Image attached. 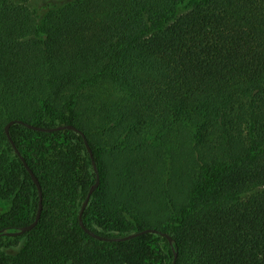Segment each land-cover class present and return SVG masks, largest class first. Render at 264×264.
Wrapping results in <instances>:
<instances>
[{
	"label": "trees",
	"instance_id": "trees-1",
	"mask_svg": "<svg viewBox=\"0 0 264 264\" xmlns=\"http://www.w3.org/2000/svg\"><path fill=\"white\" fill-rule=\"evenodd\" d=\"M0 0V264H264V0ZM173 238V245L162 233ZM16 255L2 247H18ZM176 254V255H175Z\"/></svg>",
	"mask_w": 264,
	"mask_h": 264
},
{
	"label": "water",
	"instance_id": "water-1",
	"mask_svg": "<svg viewBox=\"0 0 264 264\" xmlns=\"http://www.w3.org/2000/svg\"><path fill=\"white\" fill-rule=\"evenodd\" d=\"M16 122H19V123H23L24 125H26L28 128H31L33 130H38V131H47V132H52V131H56V130H65V129H71V130H74V131H77L79 133H81L85 139V143L87 145V148L92 156V159H93V154H92V150L88 144V141L87 139L85 138V135L83 132H81L77 127H75L74 125H59L57 127H52V128H46V127H39V126H35L33 124H29V123H26V122H23V121H15V120H11L5 127V131H6V134L7 136L9 137V140L11 142V144L13 145L14 149H15V152L17 155L20 156V158L24 161V165L25 167L28 169L29 173L31 174L32 176V179L34 181V183L36 184L37 188H38V191H39V209H38V213H37V216L35 218V220L29 224V225H26V226H23L21 227L19 230L17 231H13V232H7V231H4V230H1L0 231V234L3 233V234H7L9 236H16V235H21L29 230H31L32 228H34L38 221H39V218L41 216V212H42V208H43V196H42V189H41V185L39 183V180L37 179L36 175L34 174V172L30 169V167L27 165V163L25 162L23 156L20 154L18 148L16 147L14 141L12 140L11 136H10V127L11 125H13L14 123ZM93 163H94V167H95V171L97 173V181L96 183L90 188L87 196H86V199L83 203V206L81 208V211H80V214H79V219H80V225L89 233L91 234L93 237L97 238V239H100V240H108V241H125V240H129V239H132L134 237H137V236H140L142 234H145V233H151V232H154V233H158V231L156 229H145L143 231H139V232H135V233H130V234H127V235H123V236H117V237H107V236H104V235H100V234H97L95 232H93L91 229L87 228L83 222V212L85 210V208L87 207L88 205V202L92 196V193L94 192V190L97 188L98 184H99V174H98V168L95 164V161L93 159ZM165 237L168 238L169 242L171 245H173V238L170 234L166 233V232H163L162 233ZM176 255V254H175ZM175 264V263H173Z\"/></svg>",
	"mask_w": 264,
	"mask_h": 264
},
{
	"label": "rangeland",
	"instance_id": "rangeland-1",
	"mask_svg": "<svg viewBox=\"0 0 264 264\" xmlns=\"http://www.w3.org/2000/svg\"><path fill=\"white\" fill-rule=\"evenodd\" d=\"M12 1L19 2V0H12ZM63 3H64L63 1L31 0L29 2V6L33 11H35L36 15L41 19L49 9L60 7L61 5H63ZM9 207H10L9 202L0 199V214L7 211ZM23 244H24V240L20 243L18 247H2V251L7 254L16 255Z\"/></svg>",
	"mask_w": 264,
	"mask_h": 264
}]
</instances>
